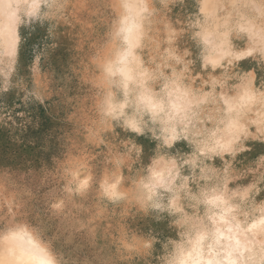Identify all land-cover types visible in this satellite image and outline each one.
Instances as JSON below:
<instances>
[{
    "label": "clouds",
    "instance_id": "obj_1",
    "mask_svg": "<svg viewBox=\"0 0 264 264\" xmlns=\"http://www.w3.org/2000/svg\"><path fill=\"white\" fill-rule=\"evenodd\" d=\"M0 264H264V0H0Z\"/></svg>",
    "mask_w": 264,
    "mask_h": 264
}]
</instances>
